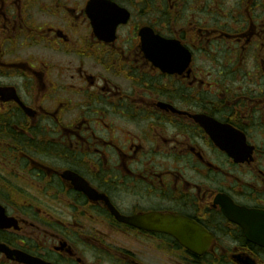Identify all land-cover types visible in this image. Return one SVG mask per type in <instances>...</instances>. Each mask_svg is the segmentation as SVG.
<instances>
[{
  "label": "flooded vegetation",
  "instance_id": "obj_1",
  "mask_svg": "<svg viewBox=\"0 0 264 264\" xmlns=\"http://www.w3.org/2000/svg\"><path fill=\"white\" fill-rule=\"evenodd\" d=\"M250 237L264 0H0V264H264Z\"/></svg>",
  "mask_w": 264,
  "mask_h": 264
},
{
  "label": "water",
  "instance_id": "obj_2",
  "mask_svg": "<svg viewBox=\"0 0 264 264\" xmlns=\"http://www.w3.org/2000/svg\"><path fill=\"white\" fill-rule=\"evenodd\" d=\"M145 32L146 31H144V33ZM151 217L155 218L154 223L159 222V224L156 225V228L170 232L178 239L180 243L188 248L204 250L206 247V242H209L210 240L209 238L206 240L204 231L197 228V226H195L189 220H185L181 217L159 214ZM167 224L169 227H167ZM250 239L258 242L261 245H264L263 237H250Z\"/></svg>",
  "mask_w": 264,
  "mask_h": 264
}]
</instances>
